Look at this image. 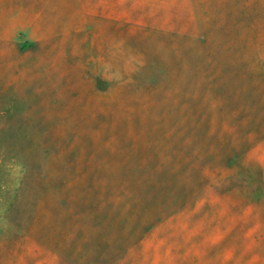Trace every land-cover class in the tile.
<instances>
[{
	"label": "rangeland",
	"instance_id": "obj_1",
	"mask_svg": "<svg viewBox=\"0 0 264 264\" xmlns=\"http://www.w3.org/2000/svg\"><path fill=\"white\" fill-rule=\"evenodd\" d=\"M0 264H264V0H0Z\"/></svg>",
	"mask_w": 264,
	"mask_h": 264
}]
</instances>
